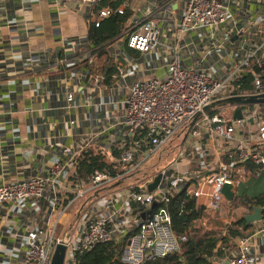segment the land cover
Listing matches in <instances>:
<instances>
[{
  "label": "built area",
  "instance_id": "1",
  "mask_svg": "<svg viewBox=\"0 0 264 264\" xmlns=\"http://www.w3.org/2000/svg\"><path fill=\"white\" fill-rule=\"evenodd\" d=\"M55 1L66 6H87L97 17L94 21L97 26L100 19L113 13L109 5L100 9L103 0ZM146 1L149 2L141 14L137 12L132 18L127 40L118 41L121 44L113 51L105 47L95 52L89 47L90 51L82 59L87 63L82 65L86 66L88 82L100 88L107 83L109 75L93 73L89 64L93 65L97 57L109 55L110 68H113L109 76L112 79L111 94L102 97L93 94L80 104L76 94L69 92L63 101V107L69 112L78 106L91 107L96 123L82 131L78 121L71 119L70 125L74 129L72 145L62 150L44 175L0 184V206H4L41 200L52 187L65 180L64 198L52 206L59 219L49 229V234L36 229L25 236L20 244L23 264H51L59 243L67 247L64 264H79V257L98 244L113 241H126L117 258L121 264L161 262L179 252L188 238L187 233L180 234L173 226L170 206L175 196L186 191L190 199L197 201V208L204 207L203 213L211 212L207 220L203 214L201 216L200 221L204 220L206 224L216 218L214 215L219 214L223 203H226L221 192L225 185L232 184L238 190L246 177L256 183L264 178L263 105L258 106L260 109L256 105L221 108L227 109L228 114L225 115L220 109H215L190 127L191 121L205 107L217 101L264 94V79L260 75L256 76L254 92L241 93L235 88L249 63L254 62L259 69H264V59L258 58V54L263 52L264 38L258 44L250 41L252 48L247 54L242 53V61L234 59L249 42L247 28L255 22L254 18L240 21L235 17L233 0ZM174 4L180 7L181 15L176 40L170 46L167 76H148L135 79L129 85L124 81V84L122 79L127 73L125 55L130 50L147 55L163 46V29L170 23ZM128 7L129 4H124L118 12L123 14ZM229 25L232 29L228 31ZM255 29L259 35L264 34L261 26ZM189 34H198L201 41L207 39L213 51L222 56L226 45L236 46L231 53L233 58L223 65V72L184 61L185 36ZM60 65H65L64 60L57 63L58 67ZM98 107L103 111L107 108L103 123L96 115ZM238 108L242 117L234 119ZM87 114L90 117V111ZM186 134L185 142L180 145ZM176 139L181 140L179 146L187 145L185 152L163 165L158 173L148 175L149 158L161 162L164 151L173 149L172 140ZM93 144L105 148L111 155L119 152L112 159L126 169L114 166L109 171L95 170L89 182L72 180L71 177L76 175L78 157ZM224 144L231 147L223 148ZM60 145L62 147V143ZM223 156L240 165L251 160L255 170L247 173L245 168H233ZM146 168V172L141 174ZM158 175H161L160 183L150 192L149 185ZM117 182L121 184L114 186ZM202 199L207 202L202 204ZM70 212H75V222L58 234L62 220ZM261 222L263 224L247 239L240 241L237 249H227L228 264H252L248 244L264 233V219ZM230 224L228 222L222 234L216 236L229 240L226 228ZM211 262L221 263L220 256L216 254Z\"/></svg>",
  "mask_w": 264,
  "mask_h": 264
},
{
  "label": "crops",
  "instance_id": "2",
  "mask_svg": "<svg viewBox=\"0 0 264 264\" xmlns=\"http://www.w3.org/2000/svg\"><path fill=\"white\" fill-rule=\"evenodd\" d=\"M148 2L139 4L145 3L146 6ZM233 2L236 4L235 17L240 21L253 17L255 21L247 28L249 42L242 50L247 54L253 45L250 41L258 44L264 38V34L259 35L255 29L256 26L264 29V0ZM180 15V7L174 4L170 23L163 29V46L157 51L144 55L140 60L132 58L130 52L125 55L127 73L123 83L126 81L129 85L135 79L148 76H167L170 46L176 40ZM96 18L87 6H66L55 0H0V184L44 175L62 150L72 145L74 129L70 125L71 119L78 121L82 131L96 123L91 107L78 106L70 112L63 107L69 92L76 94L80 104L93 94L96 97L111 94L112 87L108 83L100 88L90 84L86 66L82 65H87L82 59L90 51V21ZM231 25L228 31L232 29ZM210 44L207 39L201 41L198 34L186 35L184 61L189 65L196 63L223 72V65L233 58L231 53L236 46L226 45L222 56L215 53ZM159 50L160 64L156 61ZM102 57L109 58V55ZM62 60L65 65L58 67L57 63ZM89 66L93 73H100V69L93 68L92 63ZM89 111L90 117L87 114ZM106 111L107 108L104 111L96 108L101 123ZM247 180L246 177L244 183ZM64 183L65 180L52 187L41 200L0 206V264L24 263L20 244L30 231L39 229L49 234V229L59 219L52 206L64 198ZM249 189L238 201L246 207V215L250 214L245 203L251 194ZM74 215L75 212H70L62 220L58 234L75 222ZM262 224H252L249 235ZM240 241L236 243L239 245ZM248 251L252 264H264V233L249 242ZM220 259L219 264H228L227 257Z\"/></svg>",
  "mask_w": 264,
  "mask_h": 264
},
{
  "label": "trees",
  "instance_id": "3",
  "mask_svg": "<svg viewBox=\"0 0 264 264\" xmlns=\"http://www.w3.org/2000/svg\"><path fill=\"white\" fill-rule=\"evenodd\" d=\"M106 2L113 13L109 17L100 19L98 26L96 22L90 21L88 41L89 47L95 52L105 47L113 51L117 45L121 44L118 43V41L127 40L128 30L132 26L131 21L135 16L131 0H103L100 9L106 6ZM124 4H129V7L124 10L123 14H120L118 10ZM242 58H244L242 57V51H238L234 59L240 62ZM258 58L264 59V48L263 52L258 54ZM110 62L111 59L108 57H97L93 61L92 66L93 68L96 67V69H100V73L105 72L111 76L113 68H110ZM257 75H260V77L264 79V69H259L254 62L249 63L243 72V76L235 84L236 90L241 93L254 92ZM109 76L106 81L108 84L112 82ZM229 147H231L229 144H224L223 148L227 149ZM118 155L119 152L115 151L113 155H111L105 148L97 146L96 144L88 146L78 157L76 175L71 177V179L89 182L90 175L95 170L109 171L114 166L121 170L126 169L124 165H120L112 159ZM223 158L233 168H237L238 166L243 167L247 173L255 170V166L251 160L245 161L240 165L229 160L228 156H223ZM146 170L147 168L144 169L141 174L146 172ZM248 189L251 194L246 199L245 203L249 207L250 212L253 211L254 207H261L264 215V178L258 183L251 179H248L246 183L241 182L238 188L236 202L239 201L245 190ZM170 207L174 229L180 234L187 233L188 238L187 241L181 245L179 252L155 264H216L211 262L213 256L218 254L220 258L227 257V255H229V253L227 254L226 252L227 249H237L238 244L236 241L244 240L249 237L252 225L247 226L243 218L233 221L227 226L226 231L229 240L211 235L203 231V228H197V222L201 220L203 209L197 208V201L195 199H190L186 191L175 196ZM125 243L126 241L121 243L113 241L98 244L92 251L79 257V264H121L117 261V258L120 257Z\"/></svg>",
  "mask_w": 264,
  "mask_h": 264
},
{
  "label": "rangeland",
  "instance_id": "4",
  "mask_svg": "<svg viewBox=\"0 0 264 264\" xmlns=\"http://www.w3.org/2000/svg\"><path fill=\"white\" fill-rule=\"evenodd\" d=\"M131 1L133 3L132 7L135 11V14L137 12H140L142 10V8H145V6H144L145 3L143 5L142 4L140 5L139 3H143L146 0H131ZM134 52H136V51H134ZM134 52L130 51V55L135 60H140V59L144 58L143 54H141V53L139 54L137 52L134 53ZM157 56H158V58H159V56H161V50L158 51ZM158 58L156 61L160 64V62H162L161 61L162 59H160V58L158 59ZM258 106H260V105H256V108L260 109L261 107H258ZM220 111L224 115L228 114L227 109H220ZM172 141H173V149H167V151H164L163 156H162L163 158H162L161 162L158 163V159H156V158H149V160L147 161V166L149 167L148 172H147L148 175H153V174L158 173L159 170L163 167V165L173 162L178 156L182 155V152L183 153L185 152L186 146H187L186 144H184L183 146H179V144L181 143L180 139L179 140L176 139V140H172ZM206 202L207 201L204 199L201 200L202 204H204ZM245 209H246V207L244 205H241L238 201L237 202L234 201V203L231 207L227 204V202L223 203L221 212L219 214L214 215L216 218L214 220H212L211 222L206 223V224L204 223V220H207L210 217L209 215H211V212L204 211V213H203L204 220H203V222H201V221L197 222V228H203L202 229L203 231H206L209 234L214 235V236L220 235V234H222V231L228 222L232 223L233 221L241 219L243 217V215H246L244 212Z\"/></svg>",
  "mask_w": 264,
  "mask_h": 264
},
{
  "label": "water",
  "instance_id": "5",
  "mask_svg": "<svg viewBox=\"0 0 264 264\" xmlns=\"http://www.w3.org/2000/svg\"><path fill=\"white\" fill-rule=\"evenodd\" d=\"M248 105H263L264 106V94L262 95H252V96H237L231 97L227 99H223L211 104L208 107L203 109V112L199 113L190 123V127L194 126L200 119L204 117V115H208L214 112L215 109L226 108L228 106H248ZM242 111L238 108L234 113V119H241ZM187 134L184 136L183 141L180 145H182L186 140ZM161 180V175H158L155 178V181L149 185V191L153 192L157 186L159 185ZM121 182H117L114 186L120 185ZM238 190H236L235 186L232 184H227L222 189V195L227 202V204L231 207L236 201ZM204 209V207H203ZM150 216V214H149ZM246 221V225L250 226L254 223L261 222L264 219L263 209L261 207H254L252 213L247 214L243 217ZM67 247L65 244L59 243L57 244L51 264H64L65 256H66Z\"/></svg>",
  "mask_w": 264,
  "mask_h": 264
}]
</instances>
